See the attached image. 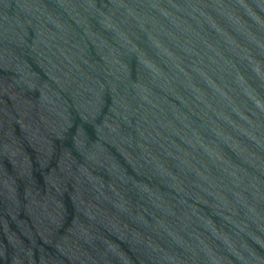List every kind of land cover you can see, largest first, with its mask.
Wrapping results in <instances>:
<instances>
[{
	"label": "water",
	"instance_id": "95a60500",
	"mask_svg": "<svg viewBox=\"0 0 264 264\" xmlns=\"http://www.w3.org/2000/svg\"><path fill=\"white\" fill-rule=\"evenodd\" d=\"M0 264H264V0H0Z\"/></svg>",
	"mask_w": 264,
	"mask_h": 264
}]
</instances>
